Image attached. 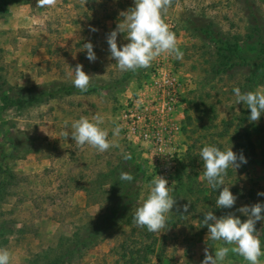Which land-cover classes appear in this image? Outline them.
<instances>
[{"label": "rangeland", "instance_id": "1", "mask_svg": "<svg viewBox=\"0 0 264 264\" xmlns=\"http://www.w3.org/2000/svg\"><path fill=\"white\" fill-rule=\"evenodd\" d=\"M252 1L264 16V0ZM36 3L37 0H0L1 79L14 87L62 84L72 90L59 91L24 110L7 107L0 96L3 151L10 148L2 131L17 145L29 146L22 156L15 158L21 152H13L4 160L14 175L0 200V247L9 250V264H47L63 252L60 242L74 229L81 232L91 224L107 223L105 215L115 206L121 182L133 192L129 197L132 204L111 227L105 226L93 245L63 264H135L126 260L127 254H122L120 245L133 249L150 243L142 237V227L134 223L133 211L148 195L155 175L143 163L145 171L141 176L131 182L120 180L116 166L121 162L128 165L139 157L122 130L117 137L112 133L118 125L117 110L127 97L164 71L179 84V138L184 148L190 146L197 155V175L187 164L184 150L167 169V177L160 175L173 189L171 194L177 203L168 214L167 226L161 232H152L153 251L146 254L145 264H201L206 248L214 255L218 246L233 247L208 238L203 219L202 223L197 220L199 215L204 218L203 214L213 212L218 218L231 213L243 222L247 217L239 208L264 204V196L257 195L264 192V114L258 121H250V109L243 102L237 104L233 92L236 87L243 93L264 86V61L257 75L253 74V66L237 63L226 65L215 74L212 69L218 57L210 47L212 42L197 38L190 27L209 19L221 31L222 38L245 39L247 20L242 0H172L163 19L176 34L183 58L162 54L150 67L134 72L118 68L107 43L108 34L123 19L120 13L134 7V0H57L53 8H37ZM192 19H196L195 23H190ZM125 35L118 34V47L128 42ZM87 42L93 45L94 62L86 58L83 45ZM245 42L235 59L249 60L254 56L250 40ZM77 64H82L92 76L86 92L72 83V68ZM97 114L104 118L101 127L108 131V139L119 147L101 153L73 141L72 122ZM205 145L221 150L232 146V151L246 158L247 162L238 168L229 166L224 177L237 197L232 208L217 207L223 186L215 190L202 179L199 153ZM124 153H129L131 159L125 160ZM121 172H127V168ZM210 188L213 206L209 199L202 198ZM185 204H190L187 212L183 211ZM255 229L264 250V220L257 221ZM229 262L248 264L232 252L224 264ZM260 262L264 264V256Z\"/></svg>", "mask_w": 264, "mask_h": 264}, {"label": "clouds", "instance_id": "2", "mask_svg": "<svg viewBox=\"0 0 264 264\" xmlns=\"http://www.w3.org/2000/svg\"><path fill=\"white\" fill-rule=\"evenodd\" d=\"M57 0H37V8H53ZM172 0H134V7L121 12L123 18L115 30L107 36V43L111 58H114L116 65L121 71H136L141 68H148L154 59L162 54L173 55L176 59L183 58V52L177 44L176 34L169 28L163 19V14L171 6ZM96 29H92L95 31ZM124 33L128 41L118 47L117 36ZM86 58L90 62L96 60L95 52L91 42L84 43ZM72 83L81 92H86L90 86L91 78L83 70L82 64L72 68ZM236 103L243 102L250 109L249 120L258 121L264 114V86L258 87L255 91L241 92L239 87L233 89ZM104 118L99 114L91 119L81 116L71 124V137L79 146H90L97 152H106L111 147H119L115 141L108 139L109 133L101 127ZM120 126L113 129V136H119ZM65 136L69 134L65 132ZM203 161V176L207 183L219 191L216 206L219 208H232L237 197L225 184L224 177L229 166L240 167L246 163V158L241 153L239 156L232 151V146L221 150L214 145H205L199 153ZM125 160L131 159L129 153H124ZM134 179L131 173L121 172L120 180L131 182ZM173 189L168 186V181L160 175H155L149 183V192L146 198L138 204L133 211V221L140 227H145L149 232H161L167 226L168 214L176 205L177 200L171 194ZM257 195L264 196V192ZM190 204L183 206L187 212ZM179 211V209H177ZM247 219L242 220L234 214H227L219 218L213 212L203 214V224L208 228V238L213 241H222L224 245L218 246L214 255L205 249V258L201 264H224L229 252L241 256L248 264H261L260 257L264 256L261 248V241L257 235L255 224L264 220V204L255 203L245 205L238 209ZM11 254L8 249L0 247V264H9ZM230 264V262H229Z\"/></svg>", "mask_w": 264, "mask_h": 264}, {"label": "trees", "instance_id": "3", "mask_svg": "<svg viewBox=\"0 0 264 264\" xmlns=\"http://www.w3.org/2000/svg\"><path fill=\"white\" fill-rule=\"evenodd\" d=\"M244 5V11L246 13L247 20V34L245 39H238L233 37V39H227L226 37L222 38L221 31L218 30L211 20L207 19L199 24H193L190 27V30L196 35L197 38L205 41H211L210 47L213 51V54L218 57L217 64L215 68L212 69L215 74L220 73V71L224 70V66L227 67L233 66L236 63L239 65L247 64V66H253L255 75L260 73L259 67L263 64L264 61V16L260 12L257 5L252 0H242ZM196 19H192L190 23H195ZM249 45L254 49V56L249 60H242L240 62L239 58L235 59L238 51L242 46V42L249 41ZM2 84L5 85L2 88ZM70 87L65 85L59 86H33V87H24V86H10L5 83V80L1 79L0 75V96L2 101L7 107L13 106L16 109L24 110L26 107H29L32 104L44 102L45 100L54 96L57 92H69ZM2 130V129H1ZM2 136L5 138V143L9 146V151H3L2 143L0 142V200L3 192L6 187L14 181V175L8 165L5 163V158L12 154L13 152H21L23 153L29 150V146L26 143H19L14 141L11 136L7 135L5 131H2ZM20 149V150H18ZM185 156L187 159V164L191 167L193 171V175H197L195 170V162L197 161V155L193 150H191L190 146H187L184 150ZM199 162H201L199 160ZM129 163V162H128ZM127 168V172L131 173L135 178L142 175V171H145L143 162L136 159V161L129 163H119L116 166V171L120 175L123 169ZM133 179V180H134ZM120 183V182H119ZM128 186L121 182L120 184V192L117 196L115 206L109 211L108 215H105V219L107 223L97 225L92 224L89 227L83 229V231L78 232L75 229L72 231L71 235L68 238H64L61 240V244H63V252L59 255H56L54 258H51L47 264H63L69 262L74 255L80 254L82 251L93 245L101 234L105 231L106 227H111L112 222L114 223L118 218L123 216V213L129 208L131 199L130 195L133 194L132 191H128ZM212 188L208 189V194L202 197L204 200L209 199L211 201V206L214 205L215 200L213 199V195L211 191ZM133 199V197H132ZM213 201V202H212ZM132 204V203H131ZM192 209V208H191ZM214 210V209H212ZM130 217V216H128ZM197 220L198 223H202L203 219L201 215H199ZM142 237L144 239L150 240V243H143L139 246H135L133 249H128L127 245H120L122 254L126 252L127 257L126 260L130 263L135 264H145L147 261V253L153 251L152 243L155 241V237L152 235V232H149L145 227H142ZM70 243V245H68ZM78 253V254H77ZM67 258L65 259V257ZM159 260V258H158Z\"/></svg>", "mask_w": 264, "mask_h": 264}, {"label": "built area", "instance_id": "4", "mask_svg": "<svg viewBox=\"0 0 264 264\" xmlns=\"http://www.w3.org/2000/svg\"><path fill=\"white\" fill-rule=\"evenodd\" d=\"M167 72L153 76L140 91L129 95L117 110V122L135 145L150 174L168 175L183 150L180 134L181 92ZM165 163L164 165H162Z\"/></svg>", "mask_w": 264, "mask_h": 264}]
</instances>
